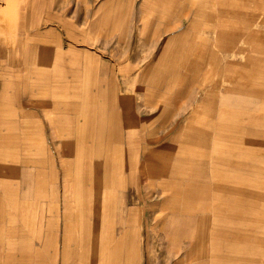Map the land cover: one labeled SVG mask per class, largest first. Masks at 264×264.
Masks as SVG:
<instances>
[{
	"label": "rangeland",
	"instance_id": "374dc122",
	"mask_svg": "<svg viewBox=\"0 0 264 264\" xmlns=\"http://www.w3.org/2000/svg\"><path fill=\"white\" fill-rule=\"evenodd\" d=\"M117 31L116 76L71 82L49 145L0 162V264H193V215L196 251L220 264L228 228L230 264H260L264 0H118Z\"/></svg>",
	"mask_w": 264,
	"mask_h": 264
},
{
	"label": "crops",
	"instance_id": "0c3cea01",
	"mask_svg": "<svg viewBox=\"0 0 264 264\" xmlns=\"http://www.w3.org/2000/svg\"><path fill=\"white\" fill-rule=\"evenodd\" d=\"M6 2L0 13L15 20L4 23L5 32L0 33V162L33 161L35 147L44 150L49 145L47 129L38 115H68L71 82L80 83L92 75L94 90L100 89L101 70L107 65L110 75L116 76L118 0ZM77 17L84 19L74 24L77 43L71 46L59 37L54 41L51 35H68L70 40V20ZM107 17L110 25L102 26L101 20ZM106 50L109 60L102 56ZM56 99L60 107H55ZM10 149L12 154L7 153ZM198 222L193 215V264H219L217 256L194 248ZM224 238L227 248L220 264H230L228 228ZM263 261L260 256L259 263Z\"/></svg>",
	"mask_w": 264,
	"mask_h": 264
},
{
	"label": "bare ground",
	"instance_id": "6f19581e",
	"mask_svg": "<svg viewBox=\"0 0 264 264\" xmlns=\"http://www.w3.org/2000/svg\"><path fill=\"white\" fill-rule=\"evenodd\" d=\"M97 240V239H96Z\"/></svg>",
	"mask_w": 264,
	"mask_h": 264
}]
</instances>
